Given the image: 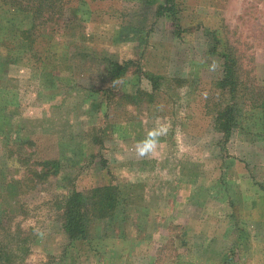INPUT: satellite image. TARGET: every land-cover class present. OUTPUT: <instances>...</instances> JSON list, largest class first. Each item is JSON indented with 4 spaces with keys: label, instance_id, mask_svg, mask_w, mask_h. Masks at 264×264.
I'll return each mask as SVG.
<instances>
[{
    "label": "rangeland",
    "instance_id": "1",
    "mask_svg": "<svg viewBox=\"0 0 264 264\" xmlns=\"http://www.w3.org/2000/svg\"><path fill=\"white\" fill-rule=\"evenodd\" d=\"M70 1L76 26L32 49L29 15L0 4V244L24 242L20 264H264V129L248 100L264 98V0H174L176 27L153 14L162 0ZM227 54L234 98L217 85ZM128 60L108 82L107 61ZM234 102L225 139L214 115ZM158 124L157 152L137 158ZM102 186L126 201L112 231L93 220L66 244L62 199Z\"/></svg>",
    "mask_w": 264,
    "mask_h": 264
},
{
    "label": "trees",
    "instance_id": "2",
    "mask_svg": "<svg viewBox=\"0 0 264 264\" xmlns=\"http://www.w3.org/2000/svg\"><path fill=\"white\" fill-rule=\"evenodd\" d=\"M144 4H152L153 0H143ZM0 4L15 9L22 14L29 15L27 29L19 31L20 41L24 42V47H35L51 33L62 35L64 30L72 29L77 22L74 18V6L70 0H0ZM176 9L174 0H162L160 5L154 10L156 17H165L176 27ZM41 56V55H40ZM222 77L217 82L221 89H227L231 98L238 83L235 68L236 63L229 54L222 55ZM131 61L114 62L107 61V81L115 82L122 78L127 72ZM145 78L152 82V90L156 89V82L150 73H145ZM259 95V100H258ZM129 98H137V92ZM251 99L253 107L259 110L260 123L264 129V98L260 99V93L248 98ZM215 123L217 130L223 137H228L233 131L239 116L236 103H230L215 112ZM48 161L40 162L39 178L44 176V171L51 167ZM55 166H52L54 168ZM42 171V172H41ZM118 191V187L102 186L89 189L82 193L71 190L60 203L61 210V232L66 240V244L84 242L91 237L93 220H105L104 228L112 231L111 225L119 216L122 204L125 203ZM9 243V242H8ZM17 245V253L12 252L11 248L0 244V264H20L26 255L27 250L24 242ZM16 246V245H15ZM48 264V263H47Z\"/></svg>",
    "mask_w": 264,
    "mask_h": 264
},
{
    "label": "clouds",
    "instance_id": "3",
    "mask_svg": "<svg viewBox=\"0 0 264 264\" xmlns=\"http://www.w3.org/2000/svg\"><path fill=\"white\" fill-rule=\"evenodd\" d=\"M167 133L168 126L166 124H158L150 129L145 137L135 144L133 151L136 157L143 159L154 155L158 150L160 138L166 136Z\"/></svg>",
    "mask_w": 264,
    "mask_h": 264
}]
</instances>
